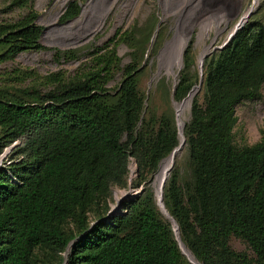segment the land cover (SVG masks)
<instances>
[{"label": "trees", "instance_id": "1", "mask_svg": "<svg viewBox=\"0 0 264 264\" xmlns=\"http://www.w3.org/2000/svg\"><path fill=\"white\" fill-rule=\"evenodd\" d=\"M78 9L70 1L59 21ZM34 17L0 22V61L40 48ZM103 47L86 70L31 102L0 96V147L16 141L11 151L19 154L0 167V264H28L41 245L54 252L67 245L64 264H190L148 187L140 201H124L121 213L106 215L109 186L123 184L129 161L154 171L178 134L176 126L147 134L133 68H124L112 96L106 93L117 56L113 46ZM263 81L264 24L256 20H246L202 61L203 101L192 99L183 132L192 194L185 205L168 188L162 198L181 243L200 264H264V141L237 147L231 131L234 106L258 97ZM230 236L247 245L252 262L229 248Z\"/></svg>", "mask_w": 264, "mask_h": 264}, {"label": "rangeland", "instance_id": "2", "mask_svg": "<svg viewBox=\"0 0 264 264\" xmlns=\"http://www.w3.org/2000/svg\"><path fill=\"white\" fill-rule=\"evenodd\" d=\"M10 1L0 0V22L12 24L33 13L35 17L32 23L41 28L37 38L40 48L23 50L11 59L0 61L1 97L13 102L33 101L36 96L50 90L56 81H66L86 70L95 61L96 55L104 52L103 46L106 44L108 49L113 46L117 56V65L105 84L106 93L112 96L123 77L124 68H133L135 89L143 101L140 114L146 123L143 128L152 135L159 127L175 130L173 103L184 101L197 86L198 63L203 48L206 49L204 57L214 56L239 18L251 8L253 11L246 20L264 24V0H257L256 5L254 0H26L22 5L13 6L9 5ZM70 1L78 3V12L61 22L59 16ZM102 12L105 14L98 25ZM217 22V29L210 28L197 40L199 31H205L209 28L207 25ZM188 32H191L190 38L182 49L181 65L175 70L173 79L164 71L172 63L177 41L167 42L181 38ZM4 48L0 42V52ZM158 72L161 74L156 77ZM259 93L258 97L242 100L234 106L236 122L231 131L232 142L237 147L253 144L260 139L264 141V81ZM192 99L202 104V81L190 100L184 124L189 120ZM139 127L140 123L137 122L136 129ZM120 140L124 141L125 136L122 135ZM15 144L17 142L13 141L0 147V167L19 156L11 151ZM158 165L151 171L148 163L138 168L136 162L130 160L123 184L109 186L106 215L121 213L124 201H140L139 195L144 188L148 187L153 194V182L161 163L159 169ZM193 183V169L187 146L183 143L162 185V198L168 188V196L175 195L185 205L192 194ZM92 210L96 211V208ZM92 217L90 212L88 219L92 221ZM70 226L69 221L65 222V228ZM177 234L180 238L178 226ZM227 243L233 252L252 262L254 255L242 240L230 236ZM68 250L67 245L58 252L46 246H36L32 249L28 264H63Z\"/></svg>", "mask_w": 264, "mask_h": 264}, {"label": "bare ground", "instance_id": "3", "mask_svg": "<svg viewBox=\"0 0 264 264\" xmlns=\"http://www.w3.org/2000/svg\"><path fill=\"white\" fill-rule=\"evenodd\" d=\"M255 1V3H254V5H256V2H257V0H254ZM253 11V8H251L250 10H249V12L251 13ZM103 13V12H102ZM101 13V15H100V17H99V22H98V25L101 23V21H102V19H103V17H104V14L105 13H103L102 14ZM250 13H249V15H250ZM245 16V15H244ZM244 16L242 17V19L244 18ZM97 25V26H98ZM207 27H209V28H207L205 31H199L198 33H197V40H199L200 38H201V36L203 35V34H207L208 33V31L210 30V28H215V29H217L218 27H219V22H217V23H212V24H210V26L209 25H207ZM190 33L191 32H188L185 36H183V37H179V38H174V39H172V40H170V41H168L167 43H171L172 41H177V47H176V52H175V55H174V58H173V60H172V63H170L169 64V66L166 68V67H164V68H166V70L164 71V74H166V75H171L172 77H173V79H175V75H176V72H175V70L176 69H178L179 67H180V65H181V53H182V49L184 48V46H185V44L187 43V41L189 40V38H190ZM204 40V39H203ZM203 42V41H202ZM175 44V43H174ZM205 48H203V51H202V53H201V55H200V58H199V63L198 64H200V61L202 60V55H203V53L205 52ZM165 53V52H164ZM161 74V72H158V74L157 75H155L156 77L157 76H159ZM197 90V86L196 87H194L191 91H190V93H189V95H188V97L184 100V101H182V102H180V103H176V102H174L173 103V107H174V110H175V114H176V127H177V134H178V141H179V143H178V146L175 148V150L171 153V155L168 157V158H166L165 160H163L162 162H161V165H160V169H159V172H158V174L156 175V178H155V183H154V192H155V197L158 199L159 198V193H160V180H161V178L163 177V176H165V178L167 177V175L169 174V171H170V169H171V162L173 163V160H174V158H175V156L179 153V151H180V149H181V147H182V145H183V142H184V135H183V125H184V120H185V112H186V110L188 109V106H189V103H190V100H191V98H192V96H193V94L195 93V91ZM186 122V121H185ZM168 179V178H167ZM158 207H159V209L161 210V214L163 215H166V217H167V219L169 218V213L167 212V210L165 209V207H162L161 206V204H160V202H159V200H158ZM173 227H174V225H173ZM181 250H182V252L184 253V254H186L189 258H190V260L193 262V264H200L193 256H192V254L184 247V245L182 244L181 245Z\"/></svg>", "mask_w": 264, "mask_h": 264}, {"label": "water", "instance_id": "4", "mask_svg": "<svg viewBox=\"0 0 264 264\" xmlns=\"http://www.w3.org/2000/svg\"><path fill=\"white\" fill-rule=\"evenodd\" d=\"M249 13H250V12L248 11L247 14L244 16L243 19H242V18H239V20H238V21L236 22V24L234 25V28H233L232 32L228 35V37H227L226 41L223 43V45H224V44L230 39V37L234 34L235 30L238 29V28L243 24V22H244V21L246 20V18L249 16ZM223 45H222V46H223ZM204 55H205V54L202 55V58L204 57ZM201 65H202V60L200 61L199 69H198V71H199V78H198V82H197V89H198V87H199V85H200V83H201V81H202ZM183 143H184V142H183ZM172 150H173V149H172ZM171 152H172V151H171ZM171 165H172V162H171ZM155 175H156V174H155ZM164 180H165V176H163V177L161 178V180H160V193H159V198H158V199L155 197L154 186H153V195H154L155 204H156L157 207H158V200H159L161 206L164 207V206H163V203H162V194H161V189H162V185H163V183H164ZM153 184H154V182H153ZM158 209H159V207H158ZM159 211H160V213H161V210H160V209H159ZM163 216H164V218L167 219L166 215L163 214ZM167 220L169 221V223H170V225H171L172 232H173V235H174V239L176 240V243H177V245H178V248L180 249L181 254L184 255V257L186 258V260H187L190 264H193V262L190 260V258H189L186 254H184V253L182 252V250H181V245H182V243H181V241H180V239H179V237H178V234H177V226H176L174 220H173L170 216H169V218H168ZM173 225H174V227H173ZM63 264H64V263H63Z\"/></svg>", "mask_w": 264, "mask_h": 264}]
</instances>
